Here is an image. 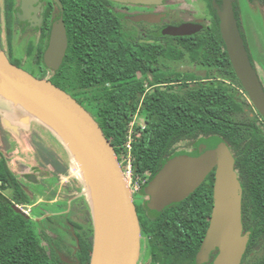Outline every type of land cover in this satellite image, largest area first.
Returning a JSON list of instances; mask_svg holds the SVG:
<instances>
[{
  "label": "trees",
  "instance_id": "trees-1",
  "mask_svg": "<svg viewBox=\"0 0 264 264\" xmlns=\"http://www.w3.org/2000/svg\"><path fill=\"white\" fill-rule=\"evenodd\" d=\"M69 39L70 46L57 70L41 65L32 73L40 78L49 74L47 78L54 85L82 104L117 154L126 143L129 124L136 115L131 168L141 178L142 192L163 163L181 150V143L189 141L197 146L200 139L212 135L226 142L242 190L240 219L249 232L242 264H264V243L257 254L248 256L256 241L264 239V120L248 102L218 30L193 38L146 42L130 55L124 49V35L117 32L113 46L107 41L101 43L94 33L81 35L76 26ZM26 52L34 54L31 49ZM184 58L203 68L205 76L171 70L163 63ZM1 108H7L4 102H0ZM37 134L32 132L30 141L39 161L49 163L56 174L67 173V163H61ZM64 152L69 154L65 148ZM210 174L184 201L174 203L207 207L212 199ZM33 202L34 197L27 193L0 150V264H57L54 251L51 249L49 254L42 243L43 237H49L34 228L33 215L13 208L14 204ZM48 212L50 209L39 212L35 218L42 216L41 220L49 221L57 216ZM247 212L251 216H242ZM87 213L91 223L89 209ZM81 230L77 233L78 256L82 264H87L93 243L92 223L89 230Z\"/></svg>",
  "mask_w": 264,
  "mask_h": 264
},
{
  "label": "water",
  "instance_id": "water-1",
  "mask_svg": "<svg viewBox=\"0 0 264 264\" xmlns=\"http://www.w3.org/2000/svg\"><path fill=\"white\" fill-rule=\"evenodd\" d=\"M219 18L220 34L235 75L264 119V89L251 64L231 8L225 5L219 11ZM163 32L175 36L191 34L193 30L191 24H184ZM66 48L65 28L61 22L54 24L49 44L43 53L44 66L52 71L57 70ZM23 101L43 112L64 136L57 134L50 122L29 113L23 107ZM0 102L7 106L1 108L0 113L7 116L17 113L15 115L21 122L35 120L59 139L70 160L74 157L86 168L82 178L83 192L89 195L93 222L90 264H137L140 228L128 177L113 145L104 136L93 115L48 78L37 77L12 63L1 48ZM2 122L13 132H19L20 122H12L10 117L2 118ZM213 169L212 213L203 247H206L207 253L218 249L211 264H240L248 241L240 219L242 192L234 168V156L220 136L200 139L197 151L181 149L172 154L147 182L144 192L150 196L149 207L162 208L186 198ZM88 174L99 184L96 185L94 179L90 183ZM91 195L106 207L104 219L101 218V211L92 203ZM13 208L24 212L16 204Z\"/></svg>",
  "mask_w": 264,
  "mask_h": 264
},
{
  "label": "flooded vegetation",
  "instance_id": "flooded-vegetation-1",
  "mask_svg": "<svg viewBox=\"0 0 264 264\" xmlns=\"http://www.w3.org/2000/svg\"><path fill=\"white\" fill-rule=\"evenodd\" d=\"M246 1L250 3L255 1L264 9V0ZM242 2L243 0H1L0 48L11 62L23 68L22 65L26 63L25 59L22 56H15L13 52L18 41H20L18 45H23V42H25V51L29 49L34 51L29 62L35 68L34 71H37L39 66L44 65L43 53L49 44L52 28L54 24L61 22L67 36L66 51L70 46L69 37L73 27L76 26L81 35L87 36L89 32L94 33L96 37L100 38L101 43L107 41L111 46H113L115 32L124 35L126 41L124 49L130 55L131 52L142 49L146 42L193 38L214 29H217L220 33L219 11L223 10L226 5L232 10L251 64L256 70L264 89V80L260 78L259 69L253 61L249 45L242 32ZM141 16H146L147 19H137ZM184 24H191L193 30L191 34L173 36L163 32L167 28ZM224 49L226 51L225 44ZM37 52H40V54L38 55ZM137 76H140L139 71ZM247 100L252 105L248 96ZM253 108L256 111L254 106ZM189 145L187 150L197 151V146L192 143ZM211 172L212 177L208 180V183L211 186L212 197L214 169ZM42 173L45 174L41 171L39 175L43 178L45 176ZM51 174L55 177L58 175L56 173ZM28 177L29 179H35L33 175H28ZM38 181H33V183L42 185L43 188L40 192L30 190L26 186L25 190L31 196H35L34 194L46 195V198L42 201L35 199L32 204L24 206L68 207L66 200L55 199L56 192L52 198H48L55 190L49 191L42 181ZM145 181L146 179L142 180L141 183ZM140 185L132 193L140 228V248L137 264H211L218 249L214 248L207 253L206 247L203 246L210 223L213 197L207 207L172 203L162 208H155L148 206L150 196L142 192ZM192 200L193 197H190V202ZM16 205L19 206V204ZM73 207H78V205L74 203ZM66 208H62L57 212L58 215H62L67 220L64 222L65 226L60 227L58 225L56 227H60L65 233L72 234L73 242L64 241L58 233L57 237H52L47 233L38 232L49 237L44 238L41 235L45 243L43 245L48 253L50 254L51 249L54 251V255L58 259L57 264H82L78 256L77 233L80 232L81 228L89 230L90 217L87 213L88 210L84 212L79 209L72 212L80 215L83 223L69 220L67 219L68 214L65 213ZM48 214L55 213L48 212ZM242 216L249 217L251 215L247 212ZM51 220L47 222L50 223ZM37 225L38 230L43 226L41 223ZM242 229L243 234L249 233L244 230L243 226ZM53 230L55 229L53 228ZM257 242L259 243L257 244ZM263 243L264 239L260 237L256 241V245L252 246V249L250 248L249 258L262 249ZM245 252L246 248L240 264L245 259Z\"/></svg>",
  "mask_w": 264,
  "mask_h": 264
},
{
  "label": "rangeland",
  "instance_id": "rangeland-1",
  "mask_svg": "<svg viewBox=\"0 0 264 264\" xmlns=\"http://www.w3.org/2000/svg\"><path fill=\"white\" fill-rule=\"evenodd\" d=\"M241 19L243 35L249 45V50L253 61L256 67L259 69L260 78L264 80V9L255 1L250 3L246 0H243L241 6ZM19 43L20 41L17 42L13 54H15V56H22V58L26 61L25 65H22L23 69L32 73L35 68L32 67L29 60L32 58L33 54L30 56L27 54L25 51V42H23V45H18ZM163 63L171 70L192 71L200 77L205 76L204 69L193 64L187 58L181 60H164ZM48 75L49 74H47V76ZM19 124V132L15 133L2 123V116L0 115V150L7 157L10 168L16 173L18 177H20L25 186L30 190L40 192V190L43 188L42 185L33 183V181L39 182L38 180H40L44 183L45 188L49 189V191L52 189L55 190V199L66 200L68 207H30L24 205H19L18 207H20L25 213L33 215L35 221L34 228L36 231L47 233L52 237H57L56 235L58 233L64 241L71 243L73 242V239L71 238L72 234L70 235L67 232L65 233L60 228L63 225L65 226L64 222L67 220L63 218L62 215H58L57 212L62 208H66L65 213L68 214L67 219L73 220L75 222H82V220L80 215L75 214L76 212H72L73 210L81 209L80 211L86 212L89 209L91 213L89 195H85L83 192V180L71 172L70 157L65 154L64 146L50 137L48 132L49 130L37 124L35 120H29L25 122L20 121ZM32 132L39 134V137H41L44 145L49 147V149L56 155L61 163H67V173L58 174L55 177L51 174L55 173L54 168L47 162L39 161L35 149L30 141ZM189 144V141L183 142L178 145V148L187 150L189 149ZM117 157L119 158L118 160L124 173L128 177L129 186L131 192L133 193L139 188V180H141V178L138 176V174H134L131 168V161H128L129 159L127 157V151L125 150L124 146L119 150ZM41 171L45 173H42L45 176L43 178L39 175ZM28 175H33L35 179H29ZM4 192L7 194V196H10L9 191ZM34 195V200L36 199L42 201L44 198H46V195ZM74 203L77 204L78 207H73ZM48 209H50V212L52 211L55 213V215H57L53 216L50 223L41 220V218H35L36 214ZM39 223H41L43 226L38 230L37 224ZM58 225L60 227L57 228L56 226ZM53 228L55 230H53ZM42 243L45 244L43 240ZM87 264H90V260Z\"/></svg>",
  "mask_w": 264,
  "mask_h": 264
},
{
  "label": "bare ground",
  "instance_id": "bare-ground-1",
  "mask_svg": "<svg viewBox=\"0 0 264 264\" xmlns=\"http://www.w3.org/2000/svg\"><path fill=\"white\" fill-rule=\"evenodd\" d=\"M22 105H23V107L29 112V113H31L32 115H34V116H37L38 118H40L41 120L43 119V121L44 122H50L49 121V119L47 118V116L43 113V112H41L40 110H38V109H36L35 107H33L30 103H28L27 101H23L22 102ZM50 124V126H51V128L57 133V134H59L60 136H64V133L60 130V129H58L57 127H55V126H53L52 125V123L50 122L49 123ZM71 165H70V169H71V172L74 174V175H76V176H78V177H80V178H84V173H85V169L86 168H84V166L83 165H81L74 157H71ZM90 174H88V176H89ZM93 179H94V183L96 184V185H98L99 183H98V181L93 177V176H89V181H90V183H92L93 182ZM101 188H102V186H101ZM91 198H92V203L93 204H95V207H97V209L99 210V211H101L100 212V215H102V219H104V217H105V211H104V209L106 208V207H104V205H103V203H101V202H98V201H96V197L94 198L92 195H91ZM95 202H97V203H95Z\"/></svg>",
  "mask_w": 264,
  "mask_h": 264
},
{
  "label": "built area",
  "instance_id": "built-area-1",
  "mask_svg": "<svg viewBox=\"0 0 264 264\" xmlns=\"http://www.w3.org/2000/svg\"><path fill=\"white\" fill-rule=\"evenodd\" d=\"M135 120H136V115L134 116V119L129 124L128 136H127L126 143L124 144V148L127 151V157L129 159L128 161H131V141H132V133L134 129L133 127L135 124Z\"/></svg>",
  "mask_w": 264,
  "mask_h": 264
},
{
  "label": "crops",
  "instance_id": "crops-1",
  "mask_svg": "<svg viewBox=\"0 0 264 264\" xmlns=\"http://www.w3.org/2000/svg\"><path fill=\"white\" fill-rule=\"evenodd\" d=\"M15 114H17V113H15ZM15 114H10V116H7V115H5V114H3V113H0V115L2 116V118H4V117H10V119L12 120V122H15V123H19L20 121L17 119V116L15 115ZM3 123V122H2ZM13 171V170H12ZM14 172V171H13ZM15 173V172H14ZM16 174V173H15Z\"/></svg>",
  "mask_w": 264,
  "mask_h": 264
}]
</instances>
